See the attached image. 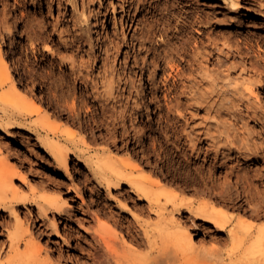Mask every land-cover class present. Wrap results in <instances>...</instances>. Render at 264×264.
I'll use <instances>...</instances> for the list:
<instances>
[{
    "label": "rangeland",
    "instance_id": "1",
    "mask_svg": "<svg viewBox=\"0 0 264 264\" xmlns=\"http://www.w3.org/2000/svg\"><path fill=\"white\" fill-rule=\"evenodd\" d=\"M59 1L0 0V45L3 54L5 53L4 55L9 62L12 63L10 67L12 76L16 79L18 78L17 81L20 82L26 92L37 95L38 97L41 96L56 107L60 106V108H67L68 105L66 115L71 118L74 117L73 119L76 124L85 127L87 130L86 139H88L87 141L89 142L85 144L84 152H82V159L75 154L70 156L71 171L65 172L62 168H58L51 164L52 158L49 152L41 145L38 135L31 132L28 126L11 128L9 130L10 132L4 134L0 130V133L5 136L0 141H2L3 144L6 143L5 145H1L6 148L11 147L16 153L17 151L19 152L18 155L15 153L11 154L10 152L13 150L9 148L11 151L4 149L3 155H6L11 162L21 166L20 169L28 176L30 181L29 185L35 187L37 195L45 198L62 197V199H68L67 201L70 203L68 206L70 205L69 208L71 212L73 211L71 218L68 220L67 218H60L59 213L49 212L47 216H41L38 213V208H36L35 211H32L31 207L28 209L23 207V209L20 210H18V208L15 211H11L9 208L0 209V260L2 262L6 261L14 254L10 246V235L11 237L14 235H22L24 230L29 227L30 231L36 233V240H38V242L40 241L39 243L42 242V256H46L47 251L50 253L52 252L57 257L61 255L64 258L76 254L75 258L78 256L81 259L79 263L76 262V260L74 264H81V260L83 261L86 259L90 262L94 261L97 263L96 259H100L98 258L100 253H95L98 250L95 248H98L99 244L96 238L98 237L97 229L101 222L98 217V209L99 211L102 210L101 213L103 212L102 214L108 215L109 218L114 217L117 219L119 222L117 225L118 228H124L123 230L126 229L125 231H127L130 221L132 219L134 220V217L131 215V209L134 210L139 203H146L145 200H139L137 195L130 191V186L128 184H124L121 189L98 186L99 183L96 180V174L93 170L95 168L98 169L100 166H106L110 162L115 163L117 167H121L126 161L133 160L137 163L140 161L139 164L144 165L146 171L154 177H157L159 168L164 171L169 170L170 174L175 175V178H179L180 181L182 180V183H186V185L201 184L200 186L205 187V189L212 192L213 195H220L217 190L219 191V189H221L222 184L230 182L228 180L235 183L238 175L237 173L249 170L252 167H256V165L262 164L261 166L264 167V129L262 128L264 125H260L261 123L257 125L255 121L249 120L248 116L245 118L237 116V122L233 114L229 113L227 110H223V108L220 110L222 113H216L215 111L211 112V110L208 112V114L211 113L209 114L210 120L212 119L210 122L213 123L212 125L214 127H216L217 123H220L217 127L221 125L217 129H221L222 127L225 129V126L230 127L227 129L228 131L230 130V135L232 134V136H234L238 145H241L239 144L240 141L248 143L246 139L249 137L251 140V143L249 142V147H251V145H256L255 147L252 146L253 148L251 147L252 150L260 147V149L254 150L257 152L259 151L260 156L258 152L250 158L249 152L243 147L239 151H228V149L224 148L222 146L223 144H221L223 141L226 142V139L222 138V140H220L221 142L218 143L219 137L218 135L216 136L218 132L214 130L210 131L213 132V137H217L214 141L220 146L219 152L215 150L213 152L209 151V154L205 152L212 142L209 139H203L204 136L201 137L200 143H196L193 139L196 137V134L203 130L204 126H212L206 123L209 119L205 121L204 110L200 113L194 112L195 108L193 107V103L195 102L193 99L196 100L195 98L199 94L198 90L200 89L195 85V88H197L196 93H198L196 96H193L194 91L187 89L184 95H181L182 98L180 100L182 104L179 106L181 108H179L180 111L176 110L175 102L178 100L172 97L175 95L174 92L172 96L166 100L165 86L167 85L164 84L167 82V79L172 77L170 72H173V69L170 65L173 64L176 66L179 62H177V59H173L171 63H165L163 60L160 61L158 57L159 52L161 53L162 51L161 54L164 55L168 52L170 47L171 49L172 47L173 49L175 47L177 49L181 48L180 44H183L185 41L193 46L196 41L205 40V42L208 43L207 41H209V39H214L212 41L216 42V48L219 47L221 51L215 48L216 55L214 54L215 58L213 59L218 57L217 59H222L224 61L223 63H225L226 60L227 64H223V67L225 65V67L229 66L230 72L232 73H230L232 76L231 79L234 78L235 81H240V83L238 82L240 85L243 83V77L248 75L245 74V71H242L245 66V60L246 62L249 60H256L260 63L264 61V58H262L264 57V51H262L264 50V0H240L241 4L233 8L235 11L232 12L230 11L232 10V6L227 5L228 3L225 0H146V2L142 0L144 6L139 0ZM171 2L176 3L172 4ZM135 5H138V8L135 7ZM199 16H201V19L208 16V19L206 18L205 20L203 18L200 22L198 21L200 19ZM210 17L211 20L209 19ZM142 21L145 22V24ZM74 23L76 25H74ZM183 26H185L187 30L180 32ZM202 30L206 35H204L203 39L199 36ZM77 33L79 35H77ZM140 33L142 34V38ZM173 33L179 37L175 36L176 39H174L175 37L171 38L172 42H170L171 39H169V37H172ZM148 34H150L149 37ZM167 35H169V37ZM208 36H210L209 39ZM136 37H138V39ZM150 37L152 39H150ZM77 39L80 40L78 41ZM166 42H170L168 43L170 44L169 48H167L168 45ZM174 42L176 44H172ZM119 44L122 46L120 49H117ZM159 44V50L154 47V50H157L155 57L152 50L148 51L147 49L149 46H158ZM164 45L166 46L164 47ZM230 45L231 47L228 48ZM115 46L117 47L116 49H114ZM109 49L110 51H108ZM175 49L173 51L174 53L177 51ZM99 50L101 51L100 55ZM239 50L242 51L240 52ZM169 51L172 52L171 50ZM181 52L182 51L179 50V53ZM259 53H261V55ZM258 55H260L262 59H259L260 56ZM153 56L156 59L153 58ZM168 57L170 58L171 56L169 55ZM178 58H181V56ZM213 59L210 62L214 64L217 59L215 61ZM106 60H108V62L111 61V63H109L111 66L115 65L114 71L111 72L112 74L109 73L112 67L108 64V66L103 65ZM211 63L208 64L210 67L213 66ZM253 63L255 64V62ZM248 64H251V62H248ZM230 66L233 67L231 68ZM79 67L81 68L80 71ZM104 67H107L109 70L105 71L104 69L106 68ZM163 67L167 68L164 70ZM260 67L259 69L263 68V66ZM80 74L86 77L88 80L87 83H83L80 78L76 79V76L78 77ZM110 74L114 76L116 81L120 80V83L127 81L132 91L130 96L131 107L129 106L130 108L126 111V116L122 115L118 117L119 120L117 118L118 113L115 112L117 108L120 110V102H115L116 98H114V100L109 99L108 102L103 95L97 96L98 93L95 92L98 87L97 91H99V89H104L100 81L105 78L103 75H106L107 78L110 79V77H112ZM95 78H97L96 81L98 80L97 84L93 80ZM88 82H90V84ZM192 82L195 83L194 80ZM222 83H224L223 86L225 88L227 85L225 83L227 82L222 81ZM94 84L97 85L95 86L96 88H94V86L92 87ZM158 86L162 87L160 91L156 89ZM227 86L226 89H228V94H226V96L231 94L229 97H232L234 99V101H232L235 103L239 94L235 93L236 90L233 88L234 86ZM195 88L193 86L192 89L195 90ZM259 92L264 103V84L259 87ZM117 93L118 92H116L115 95H117ZM185 93L187 95H185ZM126 94H129L128 90ZM187 96L189 99L191 96L193 97H191V101ZM223 96H225V94H223ZM170 98L173 99L172 103L174 104H172L171 101L168 102ZM219 100L218 102L220 103ZM102 101L105 103L103 102L104 104H102ZM124 101L127 100L125 99ZM232 101L230 102L231 104L233 103ZM73 102L76 105V111L78 110L80 114H78V112L74 113L68 111L69 109L71 110L70 107L74 104ZM218 102L217 104L219 105ZM106 103L110 106H106L107 109L105 107ZM112 104H116V108ZM168 104L170 106L173 105L174 108L171 106V108H173L172 111ZM218 105L215 107L217 108ZM111 107L113 108L112 110ZM132 107L138 109L139 113H137V116L131 115L133 111ZM233 107L234 109L236 108L235 105ZM188 109H191L190 111L193 110V115L191 112L188 113ZM185 111L186 114H189L187 115L188 120L185 121L184 117V121L181 119L180 122H177V120H175V115H179L177 112L184 113ZM212 113H216V117L214 116L215 118ZM73 114H76L78 119L75 115L73 116ZM222 114H224V116ZM230 114H232L231 117ZM113 115L115 117H113ZM216 118L220 120L217 121L215 120ZM53 119L55 121H60L57 116H53ZM213 119L216 121L215 125ZM241 119H244V123ZM35 120L37 119L33 116L29 118L27 122L30 127L39 128ZM114 120L120 122L118 123L120 124V128H116L118 124ZM221 120L228 123L224 125L223 123L225 122ZM201 122L203 123L201 124ZM133 124L136 125L134 126ZM139 125H141V127ZM213 126L212 128L216 129ZM176 127H179V130ZM125 128L129 130L127 131ZM212 128L210 127V129ZM224 129L222 128L221 130ZM141 130L143 131L141 132ZM94 131L97 136H94ZM214 132H216V134ZM42 135H45V133L43 132ZM5 140L9 142L7 143ZM189 141L198 144L197 148L194 149L191 147ZM200 147H202V151L204 150L203 152ZM19 155L20 158L18 157ZM21 162L24 163L21 165ZM146 164H150V166ZM28 165L32 166L31 170H29ZM232 172H234V174ZM73 175L78 177V181L80 180L81 182V190L79 192L70 189V181ZM212 177H214L215 181L211 180ZM216 178L218 182L220 181L219 183ZM226 178L227 182H225ZM221 181L224 182L221 183ZM15 183L22 189V193H30V186L17 179ZM41 183L43 184L41 185ZM167 183L168 186H171L169 182ZM214 183L219 185L217 186ZM212 185L215 186L213 187ZM262 187L264 186L260 185V188ZM252 189L255 188L252 187ZM191 192L193 191L185 192L184 196L187 198L199 197L197 193L194 192L193 194ZM189 194H191L192 197H189L191 196ZM84 199L87 201L84 202ZM233 200H228V203L233 206L242 202L236 198ZM248 206L249 204L244 202L243 208L245 209ZM96 207H98L97 210ZM231 209L232 211H238L237 209L235 210V208ZM182 217L186 220L189 233L193 235V239L197 244H203L202 241L204 240V242L207 243L204 244L210 247L217 246L216 243L220 245L221 251L215 254L216 256L211 255L210 257L217 259L227 257V252L229 251L227 247L229 246L225 244L224 235L226 234L224 232L220 231L215 235L216 237L214 236L213 238L209 235L211 232L208 231L207 227L201 228L200 223L202 220H198L189 211H184ZM256 220L258 223H264V217H257ZM210 225L213 226L211 223ZM75 232H79L80 237L77 235L78 233L76 234ZM214 239L217 241H215L216 243ZM213 243H215V245ZM210 247L199 250V252H190L193 256L192 259L188 258V261L190 260L189 264H194L195 262H197V264H213V261L206 260L204 257V252L210 251L212 248ZM147 248L148 247H145L142 250H146ZM19 249L21 251L26 249V244L23 240H20ZM144 251L141 253H144ZM95 254H97V258ZM188 261H176L175 264L177 262L178 264H186L185 262L188 263Z\"/></svg>",
    "mask_w": 264,
    "mask_h": 264
},
{
    "label": "bare ground",
    "instance_id": "2",
    "mask_svg": "<svg viewBox=\"0 0 264 264\" xmlns=\"http://www.w3.org/2000/svg\"><path fill=\"white\" fill-rule=\"evenodd\" d=\"M139 1H141L140 3L142 4V0H139ZM225 1H227V3H228L227 5L232 6V10H230L231 12L235 11V9H233V8H236V6L241 4L240 0H225ZM59 2H61V1H59ZM145 2H146V0H145ZM171 3L173 4L176 2H171ZM136 4H137V2H136ZM137 6L135 5V7H137ZM199 17L201 19V16H199ZM207 17L208 16H205V18L204 17L203 18L206 20ZM200 19L198 21L201 22L202 19L201 20ZM209 19L211 20V17ZM138 21H139V19H138ZM143 23L145 24V22H143ZM138 24H140V23H138ZM74 25H76V24L74 23ZM150 25L152 26L151 23H150ZM146 27H147V25H146ZM186 30L187 29L185 28V26H183L182 30L180 32H182V31L184 32ZM141 33H142V31H141ZM77 35H79V34L77 33ZM204 35H205V33L202 30L200 32L199 36L203 39ZM149 36H150V34H148V37ZM167 36L169 37V35H167ZM175 36H176L175 33H173V36L169 37V39L174 38ZM195 36H196V34H195ZM138 37H140V36H138ZM138 37H136V38L138 39ZM176 37H179V36H176ZM176 37L174 39H176ZM209 37L210 36H208V39H209ZM141 38H142V34H141ZM150 39H152V38L150 37ZM169 39H168V41H169ZM212 40H214V39H212ZM212 40L209 39V41H207L208 43H206L205 40L196 41V43L194 45L192 44L193 46H191L188 42L185 41V42H183V44H180L181 48L178 47L179 49H177L174 46L176 48V49L175 48L174 49L177 50L176 53L173 52L174 51L173 47H172V49H173V51H172L171 47L169 46L170 44H168V43L172 42V39L170 42H166L168 45L167 48L170 47L169 50H171L172 52H170L168 50V52L165 53L164 55L161 54L162 51H161V53L159 52V54H158L159 60L160 61L163 60V62H165V63H169V62L171 63V61L173 59H175V60L177 59V62H179V63H177L176 66H174L173 64L170 65V67L173 69V72H170L172 77L167 79V82H165V84H164V85H167V86H165L166 87L165 88L166 100H168V98L171 97L173 92H174L175 95H173L172 97L175 100H178L177 102H175L176 103L175 108H176V110L180 111L179 106H181V104H182V102L180 100L182 98L181 95H184V92H186L187 89H190L191 91H194L193 96H196V94H198V93H196L197 92V88H195V85H196V86H198V89H200V90H198L199 94L196 96V98H195L196 100L193 99V101L195 103H193V101H192V103L194 104L193 107L195 108L194 112L196 111L197 113H200L202 110H204L205 111L204 112L205 113L204 114L205 121H206V119H209L206 122L208 125L213 124L212 122H210L212 119L210 120L209 114H211V113L208 114L209 110H211V112L215 111L216 113H218V112H220V110L222 108H223V110H227L229 113H232L236 120H237V116H240V118H245L246 116H248L249 120L255 121V123H257V125L259 123H261L260 125H264V123H263L264 122V103L262 101L261 94L259 92V87H261V85L264 84V61H263L264 59L262 60L263 63H260L259 61H256L255 59H254L255 61H250V60L247 62H246V60H245V62L243 61L245 63V66L243 67L242 71H245L246 72L245 74H248V75L244 76L247 78L243 77L244 80L243 81L241 80L243 83H241L239 85L240 81H235L234 78L231 79L232 76L230 75L231 70H230L229 66L225 67L226 66L225 65L223 67V64H227V61L225 60V63H223L224 61L222 59L221 60L217 59L218 57H216L217 60L213 59V58H215L214 57V54L216 53L215 50L218 48V50L221 51V49H219V47L216 48V42L212 41ZM147 41H148V39H147ZM142 42H143V39H142ZM118 43H120V42H118ZM172 44H176V43L174 42ZM122 45H123V43H122ZM122 45L119 44L118 48L115 46L114 49H116V48L120 49V47ZM165 46L166 45H164V47ZM105 47H107V46H105ZM154 47H155V49L157 48V50H159L158 48L160 47V44L158 46L157 45L149 46V48L147 50L148 51L152 50L153 55L156 57V51L157 50L155 51ZM230 47H231V45L228 48H230ZM258 47H259V44H258ZM162 48H163V46H162ZM167 48H164V49H167ZM106 49H108V48H106ZM110 49L108 51H110ZM179 50L182 52L179 53ZM2 51L3 50L1 49V45H0V130L4 134V133L10 132L9 130L11 128L28 126L30 128L31 132L38 135V139H39L41 145L49 152V154L52 158L51 164L55 165L58 168H62L65 172H70L71 171V163L69 160L70 156L72 154H75L80 159H82V156H83L82 152H84L83 150H84L85 144H88V142H89V141H87L88 139H86L87 130L85 129V127L83 125L76 124L74 119H73L74 117L71 118L70 116L66 115V110L68 109V105H67V108H60V106L56 107V106H54V104L50 103L49 101H47L43 97H41V96L38 97L37 95H33L32 93L26 92V90L24 89V87H22L20 82L17 81L18 78L16 79L15 77L12 76V74L10 72V67H11L12 63L9 62L7 57L4 55L5 53L3 54ZM262 51H264V50H262ZM100 53H101V51L99 50V55H100ZM111 54L113 55L112 52H111ZM259 54L261 55V53H259ZM169 55L171 56L170 58L168 57ZM260 55H258V56H260ZM108 56H110V55H108ZM154 56H153V58H155ZM179 56H181V58H178ZM260 58H261V56L259 57V59ZM262 58H264V57H262ZM110 59H111V57H110ZM167 59H170V60H167ZM212 59L214 61L216 60L214 62V64L210 62V61H212ZM113 61H115V60H113ZM248 62H251V64H248ZM253 62H255V64ZM109 63H111V61L108 62V60H106V62H104L103 65L106 66L108 64L110 67H112L111 70L109 71V73H111L114 71L115 65L111 66ZM153 63H156V62H153ZM210 63L213 64V66H211L212 68L208 65ZM244 63H243V65H244ZM180 65H182V66H180ZM260 66L261 67L263 66V68L259 69ZM110 67H108V68H110ZM167 67H163L164 70ZM104 68H106V69H104ZM104 68L103 69L105 71L109 70V69H107V67H104ZM80 69L81 68L79 67V71H80ZM154 72H155V70H154ZM163 72H165V71H163ZM106 75H103V76H105V78L102 77L103 79H101V81H100V83L102 82L101 86H103L104 89L103 90L99 89V91H97V89L99 88L98 87L95 92L98 93L97 96L103 95L107 101L109 99L114 100V98H116L115 102L119 101L120 102L119 105L121 107L120 110L117 108L116 112L114 111L115 113H118L117 118L119 116L121 117L122 115L126 116V111L128 110V108L131 107V103H130V96L132 94L131 86H130V84H128L127 81L120 83V80L116 81L114 79L113 75H111L112 77H110V79H108ZM225 76H226V78H225ZM79 78L82 79L83 83H87V81H88L86 79V77L83 76V74L82 75L80 74V76H78V77L76 76V79H79ZM150 78H151V76H150ZM96 79L97 78H95L93 80L97 84L98 80L96 81ZM171 79H172V81H171ZM227 79H228V81H227ZM193 80L195 81V83L192 82ZM222 81H226L227 83H225V84H227L229 86H231V85H232V87L234 86L233 88L236 90V92H235V90L233 89L234 92L239 94V96H237L238 98L236 99L238 102L237 101H235V103L233 102L234 99L232 97H229L231 94H229V96H226V94H228L227 93L228 89H226L227 85L224 88V86H223L224 83H222ZM88 83L90 84V82H88ZM220 83H222V84H220ZM242 84H243V86H242ZM93 86H94V88H96L95 86H97V85L94 84V85H92V87ZM101 86H100V88H101ZM193 86H194L195 90L192 89ZM161 88H162L161 86H158L156 89L160 91ZM223 88L225 91L223 90ZM127 90H128L129 94H126ZM190 90H189V92H190ZM116 92H118L117 95H115ZM189 94L192 95L191 93H189ZM189 94H188V96H189ZM223 94H225V96H223ZM185 95H187V94L185 93ZM188 96H187V98L189 99ZM221 96H223V97H221ZM154 97H155V95H154ZM191 97H190V99H191ZM125 99L127 101H124ZM172 100L173 99L170 98V100L168 102L171 101V103H172ZM218 100L220 101V103L218 102ZM231 101L233 102L232 104L230 103ZM103 102L104 101H102V104L105 103V102L104 103ZM217 102L219 103V105L217 104ZM172 104H174V103H172ZM112 105L115 108L117 106L116 104H112ZM136 105H138V104H136ZM216 105H218L217 108L215 107ZM234 105L236 106L235 109L233 107ZM75 106L76 105L74 103L70 107L71 110L69 109L68 111L77 113L78 110L76 111ZM106 106H108L107 103L105 104V107ZM171 106L173 107V105H171ZM171 106H170V110L172 111V109L174 107L171 108ZM62 107H64V106H62ZM108 107H110V106H108ZM112 107H111V110L114 108V107L113 108ZM188 107H190V106H188ZM115 108H114V110H115ZM134 108H133L131 115L137 116V113H139V111H138V109H134ZM136 108H138V107H136ZM190 108H192V107H190ZM106 109H107V107H106ZM232 109H234V110L231 111ZM190 110L191 109H188L189 112L188 111L187 112L188 113L191 112V114L193 115V113H192L193 110L192 111H190ZM114 112H113V114H114ZM177 113H179V115H175V120H177V122H180L181 119H183V121H184V117H185V121L188 120L187 115H189V114H186V111L184 113H182V112L181 113L177 112ZM220 113H222V112H220ZM78 114H80V112H78ZM215 114L212 113L213 117L214 116L216 117ZM232 114H230V117ZM68 115H69V113H68ZM74 115H75V117H77L76 114H73V116ZM212 115H211V118H212ZM222 115L224 116V114H222ZM33 116L36 117L37 120H35V122L37 123L39 128L38 127L37 128L30 127V125L28 124V122H27L28 119L33 117ZM53 116H57V118L60 121H55L53 119ZM113 117H115V116L113 115ZM219 117H221V116H219ZM77 119H78V117H77ZM114 119H116V118H114ZM118 120H119V118H118ZM215 120H217V118ZM218 120H220V119H218ZM241 120L243 121L244 119H241ZM221 121H223V120H221ZM228 121H229V119H228ZM115 122H117V124L120 123L119 121H115ZM213 122L215 125L216 121H214V119H213ZM223 122H225V121H223ZM237 122H238V120H237ZM182 123L185 124L184 122H182ZM182 123H181V125H182ZM202 123L203 122H201V124ZM206 123H205V125H206ZM227 123L228 122H225L223 124L226 125ZM230 123H232V122H230ZM243 123H244V121H243ZM246 123L248 124L247 121H246ZM219 124L217 123V125H219ZM221 124H222V122H221ZM119 125L120 124H118L116 128H120ZM217 125H216V127H214L212 125L216 129H213L212 126H209V127L207 125H206L207 127L204 126L203 130L199 131V133L196 134V137L193 138L196 141V143L201 142L202 136H204L203 139L211 140L212 144H209V146L207 147V151L205 150V152L207 154H209L211 151L213 152L214 150L219 152L220 146L218 143L221 142L220 140H222V138H225L226 142L223 141V143H221V144H223L222 146L224 148H227L228 151H234V150L239 151L243 147V148H245L246 151L249 152L250 158H252L253 155H256L255 153L259 152V151L257 152L254 150H257L258 148L260 149V147L257 146L258 148L254 149V150H252V148L255 147L256 145H254V146L251 145V147L253 146L252 148L249 147V145H250L249 142L251 141L249 139V137L246 139L248 141V143L246 142L247 144L244 143L245 141L244 142L240 141L241 143L239 142V144H241L242 146L238 145L237 144L238 142L235 140L234 136H232V134L230 135V133H231V132H229L230 130L228 131V129H227L230 127L225 126L226 128L224 129V127H222L224 130H221L222 128L217 129L221 125L218 127H217ZM139 126L141 127V125H139ZM210 127L212 129H210ZM262 128L264 129V126ZM263 129H261V130H263ZM125 130L128 131L129 129L125 128ZM143 130H141V132ZM210 130H212V131L214 130V131L218 132L217 134H216V132H214L216 134V136L218 135V137H219L218 143L214 141V139L216 140L217 137L216 138L213 137V132H211ZM261 130H260V132H261ZM89 131H90V129H89ZM43 132L45 133V135H42ZM113 133H115V132H113ZM3 134L0 133V140H2L3 137H5ZM90 134H92V133H90ZM133 134H135V133H133ZM94 136H97L96 132H95ZM189 139H191V138H189ZM193 139H192V141H193ZM5 141L7 143L9 142L7 140H5ZM1 142L2 141H0V209L9 208V209H11V211H15L18 208H19L18 210H20V209H23V207H26L27 209L29 207H31V210L35 211V209L38 208V213L41 216H47L49 214V212H52V213H59L60 218L61 217L67 218L69 220V218H71V216H72L73 211L71 212V209L69 208L70 205L68 206V204H70L67 201L68 199L67 200L62 199V197L45 198L43 196L37 195L35 187L29 185L30 181H29L28 176L22 171V169H20L21 166L18 165L17 163L11 162L6 155H3L4 149H6L8 151H11L13 149L11 147H9V148H11V150L9 148H6L5 146H3L6 143L3 144V142L2 143ZM1 144H3V145H1ZM254 144H257V143H254ZM197 145L198 144H195V142L191 143V147H193L194 149L197 148ZM8 146H9V144H8ZM177 148H179V147H177ZM200 149L202 151V147H200ZM10 153L11 154L15 153L16 155L19 154V152L17 151V153H16L15 150L11 151ZM214 154H215V152H214ZM206 156H208V155H206ZM259 156H260V152H259ZM18 157L20 158V155ZM135 157H136V155H135ZM135 157H133V158H135ZM185 157H187V156H185ZM159 159H160V157H159ZM141 160H142V158H141ZM139 162L137 163L133 160L126 161L121 167H117L115 163L110 162L106 166H100L98 169L95 168L93 170L96 174V180L99 183L98 186L105 187V188L111 187L113 189H121L124 186V184H128L130 186V191L135 193L139 200H145L146 203H143V204L139 203V205H136L134 210L131 209V215L134 217V220L131 218L132 220L130 221V224L128 225L127 231H125L126 229L123 230L124 228L123 229L118 228L117 225L119 224V222L117 219H115L114 217L109 218L108 215L106 216V215L102 214L103 212L101 213V211H102L101 209H100L101 211H99L98 207H96V210L98 209V211H97L98 217H99L101 222L99 224V228L97 229L98 237L96 239L98 240L99 244H98V248H95V249H98L95 253H98V252L100 253L99 254L100 256H98V258H100V259H98V260L96 259L97 263H95L94 261H93L94 263L90 262L87 259L83 260V261L81 260V264H175L176 261L183 262V261H188V258L192 259L193 255L190 252H199V250H204L206 248H209L210 246L205 245L207 243H205L204 240L202 241L203 244L201 243V245L197 244L194 241L193 235L189 233V228L187 227L186 220L182 217V215L184 214V211H189L198 220H200V221L202 220V222L200 223L201 228L207 227L208 231L211 232L210 234L209 233L208 234L211 235L213 238L220 231L224 232L226 234V235H224V241H225L226 246H229V247H227V248H229L228 249L229 251L227 252V257H223L221 259L210 257L211 255L214 256L215 254H218L221 251V249L219 247L220 245L218 243H216L217 241L215 240L218 238V236H217V238L214 239V242L216 241L215 243L217 246H214V247L211 246L212 248L210 247L211 250L207 251L208 253L204 252V255H205L204 257L206 260L213 261V264L214 263L215 264L216 263H218V264H264V223H258V221L256 220L257 217H261V218L264 217V212H263L264 211V187L260 188V185L264 186V167L261 166L262 164L256 165V167H252L251 169L246 170L244 172L237 173L238 175H237L235 183L231 182V180H228L230 182H227V178H226V181L224 179V181L227 183L222 184L221 189H219V191L217 190V192L220 195H213L212 192L207 191L205 189V187L200 186L201 184L200 185H192V184L186 185V183L185 184L182 183L181 182L182 180L180 181L179 178H175V175H171L169 170H167L169 172L168 173L167 171H164L163 169L159 168L157 177H154L152 174L147 172L145 166L142 164H139ZM23 163L24 162H21V165ZM94 164H96V163H94ZM146 165L150 166V164H146ZM158 166H160V165H158ZM31 168H32V166H29V170H31ZM232 173L234 174V172H232ZM154 174H156V173H154ZM16 179L20 180L24 184H27L28 186H30V189H31L30 193H22L23 192L22 189H20L18 187V185L15 183ZM229 179H231V178H229ZM166 180H167V182H169V184H171V186H168V183L166 182ZM211 180L215 181L214 177H212ZM216 180H217V178H216ZM224 181H221V183ZM45 182H44V184H45ZM207 182H212V181H207ZM207 182H205V183H207ZM217 182H218V180H217ZM80 183L81 182H80V180L78 181V177L73 175V177L71 178V181H70V189L72 191L79 192L81 190ZM42 184L43 183H41V185ZM21 185H23V184H21ZM215 185H217V184H215ZM252 187L255 189H252ZM187 191H193L191 193L194 194V192H195L199 195V197L198 196H197L198 198L192 197V195L189 194V195H191L189 197H192V198H187L184 196V193L185 192L187 193ZM235 198L237 200L242 201V202H240V204H238V205L236 204V206L230 205L228 203V200L232 201ZM85 201H87V200L84 199V202ZM233 202H234V200H233ZM244 202L249 204V206H248L249 208L248 207L245 209L243 208ZM231 208H235V210L237 209L238 211H234V210L232 211ZM84 211H86V210H84ZM210 223L213 224V226L210 225ZM79 232H75V233L76 234L78 233L77 235L80 237ZM39 233H41V232H39ZM68 234H69V232H68ZM131 236H132V238H131ZM35 237H36V233L34 231H30L29 227H27L24 230L22 235H14L12 237L10 235V238H11V245L10 246H11V249L14 252V254H12V256L9 259H7L6 261L2 262L0 260L1 261L0 264H74V262L76 260H77L76 262L79 263L81 258L78 256L75 258L76 254H74V256L70 255L68 258H64L61 255H59V257H57L52 252L50 253L49 251H47L46 256H42V250H43L42 245H41L42 242L39 243L40 241L38 242V240H36ZM95 237H96V233H95ZM39 238H40V236H39ZM66 238H67V236H66ZM20 240H23L26 244V249L24 251H21L19 249ZM117 240L119 241V243ZM94 241H96V240H94ZM87 242H88V240H87ZM215 243H213V244L215 245ZM93 244H95V243H93ZM195 244H197V245H195ZM145 247H148V248L146 250L144 249L145 251L142 250ZM93 248H94V246H93ZM95 249H94V251H95ZM82 250H83V248H82ZM142 251H144V253H141ZM96 255L97 254H95V256ZM96 258H97V256H96ZM93 259H95V258H93ZM189 261H188V263L187 262H185V263L189 264ZM191 261H193V260H191ZM197 261H199V260H197ZM181 262H179V263H181ZM204 262H206V261H204ZM176 264H178V262ZM194 264H197V262H195Z\"/></svg>",
    "mask_w": 264,
    "mask_h": 264
}]
</instances>
